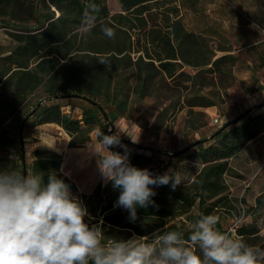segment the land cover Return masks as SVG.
I'll list each match as a JSON object with an SVG mask.
<instances>
[{
	"label": "trees",
	"instance_id": "trees-1",
	"mask_svg": "<svg viewBox=\"0 0 264 264\" xmlns=\"http://www.w3.org/2000/svg\"><path fill=\"white\" fill-rule=\"evenodd\" d=\"M168 1L118 0L121 11L112 14L107 0H0V28L8 29L13 42L7 52L0 48V151L5 153L0 156V170L42 176L44 184L55 173L87 208L89 226L102 228L106 244L124 232L151 241L158 232L178 231L187 240L193 227H187L186 221L193 225L218 207H229L224 181L232 173L229 160L264 133L262 105L256 114L246 111L225 123L184 156L165 154L166 164L159 150L136 146L142 152H131L127 148L129 163L153 175L167 172L173 159H188L200 166L185 187L173 191L170 185L154 186L156 194L146 207L137 206L135 221L130 220L128 210L116 206L120 190L111 182L96 185L89 194L79 193L62 172V157L47 147L33 149L26 162L21 145L24 126L55 124L69 136L68 147H80L93 136L98 140V131L113 135L115 122L126 114L129 96H134L131 104H143L148 97L156 102L160 86H154L155 78L196 85L204 72L219 80L233 76L236 58L231 54L216 57L207 40L183 28L177 8ZM89 3L96 4L99 13L95 24L86 29L83 21ZM103 27L112 28L114 38H108ZM101 59L107 63H100ZM186 67L198 71L191 75L184 71ZM132 79L136 83L130 91L126 84ZM71 98L80 109L78 117L65 112L59 103ZM212 105L209 101L201 104ZM261 203L258 198V209ZM191 207L196 211L188 215ZM216 228H221L219 222ZM258 233L253 224L235 230L248 245L264 248V236Z\"/></svg>",
	"mask_w": 264,
	"mask_h": 264
},
{
	"label": "rangeland",
	"instance_id": "rangeland-1",
	"mask_svg": "<svg viewBox=\"0 0 264 264\" xmlns=\"http://www.w3.org/2000/svg\"><path fill=\"white\" fill-rule=\"evenodd\" d=\"M168 2L177 8L179 18L186 29L193 30L199 37L207 36L211 46L215 47L219 40L228 45L230 54L238 62L233 70L231 68L235 76H225L223 80H219L217 76H201L202 84L194 85L192 82L193 85H189L180 79L167 81L164 78H155L154 86H160L159 99H156V102L151 97L143 104H131L134 96H129L126 114L115 122L111 132L116 134L119 131L121 144L131 152H142L137 150L136 146L159 150L163 153L160 155L163 164L168 161V155L180 152L184 156L186 150L193 148L198 142L208 140L212 133L225 123L235 120L246 111L248 115L256 114L264 105V97L244 99L243 94L244 85L260 87L259 79L264 82V69L257 68L259 62L257 58H253V52L250 51L256 46L264 49V43H260L259 37V32L264 28V0ZM107 6L112 14L121 11L118 0H107ZM255 22L260 27H257ZM214 33L216 36H211ZM12 46L8 29L1 28L0 48L7 52ZM248 58L255 60L253 64L246 65ZM135 83L134 79L128 80L126 89L128 87L131 91ZM223 86H226L227 90H224ZM205 101L213 105L208 108L188 107L191 103L201 105ZM59 103L63 105L62 109L73 117L80 115V109L74 99H63ZM108 130H111V127ZM92 138L80 147L70 148L69 136L56 125H27L22 127L21 131V145L26 162L30 161L29 155L33 149L39 146L47 147L62 157V172L71 177L78 192L86 194L96 185L101 184L104 187L108 183L98 169V157L93 155L89 148L90 143L98 142ZM110 150L124 155L125 148L114 146ZM4 154L0 151V156ZM172 161L175 163L167 166L166 171L176 167L181 173V186L184 187L200 169L197 163L188 159ZM229 167L232 173L224 177L228 187L226 204L229 207H218L213 214L219 218V231L237 237L235 230L238 227L253 224L259 229V236H264V134L250 142L237 157L229 160ZM258 198L262 200L259 209ZM195 211L196 208L191 207L187 214L192 215ZM186 226L191 228L193 225L186 221ZM133 236L124 232L119 238L126 240Z\"/></svg>",
	"mask_w": 264,
	"mask_h": 264
},
{
	"label": "clouds",
	"instance_id": "clouds-1",
	"mask_svg": "<svg viewBox=\"0 0 264 264\" xmlns=\"http://www.w3.org/2000/svg\"><path fill=\"white\" fill-rule=\"evenodd\" d=\"M99 8L88 4L84 26L90 29ZM108 38L112 28L103 27ZM100 63L106 64L105 59ZM98 142L89 144L105 182L120 194L116 206L137 218V206L146 207L156 193L153 187L170 185L174 191L182 184L179 171L153 175L129 163L119 131L113 135L97 133ZM125 148V154L111 151ZM87 208L75 197L70 185L55 173L42 176L0 170V264H264V248L250 246L242 237L217 230L219 218L209 214L194 224L188 239L178 231H165L130 239L104 242L102 228L85 221ZM198 249V252H197Z\"/></svg>",
	"mask_w": 264,
	"mask_h": 264
},
{
	"label": "crops",
	"instance_id": "crops-1",
	"mask_svg": "<svg viewBox=\"0 0 264 264\" xmlns=\"http://www.w3.org/2000/svg\"><path fill=\"white\" fill-rule=\"evenodd\" d=\"M256 23V22H255ZM256 26L257 27H260L259 25H258V23H256ZM183 28L186 30V31H190V32H192V33H194V34H196V35H198L196 32H194L193 30H189V29H186L184 26H183ZM264 31V28H262V30L259 32V37H260V43L262 42V43H264V40H263V36H262V32ZM211 36H216V33H214V34H211ZM201 37H203L205 40H207V38L204 36V35H201ZM209 39V38H208ZM207 42H208V40H207ZM209 43V45H210V47H211V49H213V50H215V53H216V57H220V56H222V55H225V54H230L231 52H230V48H229V46L228 45H225V44H223L222 42H220V40H219V42H216V46L214 47L213 45L211 46V43L210 42H208ZM224 48L225 49V51H219V49H221V48ZM250 51H251V53L253 54V58L254 59H256L257 58V60H258V62H259V65L257 66V68L259 67V68H261L260 70H262V69H264V49H260L259 48V46H256V47H254V48H251L250 49ZM246 53V52H245ZM248 53H250V52H248ZM232 55V54H231ZM255 55H257V56H255ZM255 61V60H254ZM254 61H251V58H248V61L246 62V65H251V64H253V62ZM236 62H238V61H236ZM236 62H235V65H236ZM234 65V66H235ZM234 66L232 67V70L234 69ZM209 67V66H208ZM184 71L186 72V73H189V74H191V75H193V74H195L197 71H198V69H194V68H191V67H186V68H184ZM231 74H232V71H231ZM233 76H235V74L233 73L232 74ZM203 76H214V74H211V73H208V72H204L203 73ZM264 76V75H263ZM245 79V78H244ZM247 79V78H246ZM263 79H264V77H263ZM259 84H260V87L259 86H255V87H253L252 85L251 86H249V85H244L245 86V90H244V99H249V98H251V99H253V97H264V82L262 81V79H259V82H258ZM224 87V86H223ZM223 90V89H222ZM225 90H227V87L225 86ZM224 91V90H223ZM148 99H150V97H148L147 99H145L144 101H146V100H148ZM188 107H190V108H192V107H202L200 104H194V103H191L190 104V106H188ZM208 108V107H207ZM47 125H50V124H47ZM52 125H55V124H52ZM57 126V125H56ZM57 127H59V126H57ZM60 128V127H59ZM61 129V128H60ZM264 133H262L261 135H263ZM260 135V136H261ZM260 136H258V137H260ZM95 139H96V137L95 136H93ZM257 137V138H258ZM257 138H255V139H257ZM93 138H91V140H92ZM254 139V140H255ZM70 140V139H69ZM90 140V141H91ZM97 140V139H96ZM254 140H252V141H254ZM252 141H250V142H252ZM249 142V143H250ZM248 143V144H249ZM247 144V145H248ZM246 145V146H247ZM246 146H245V148H246ZM244 148V149H245ZM243 149V150H244ZM242 150V151H243ZM63 165V164H62ZM65 175H67V174H65ZM70 179H71V177L69 176V175H67ZM72 180V179H71ZM73 181V180H72ZM74 182V181H73ZM94 188V187H93ZM93 188H92V190H93ZM91 190V191H92ZM90 191V192H91ZM79 193H82V192H79ZM86 194V193H85Z\"/></svg>",
	"mask_w": 264,
	"mask_h": 264
},
{
	"label": "built area",
	"instance_id": "built-area-1",
	"mask_svg": "<svg viewBox=\"0 0 264 264\" xmlns=\"http://www.w3.org/2000/svg\"><path fill=\"white\" fill-rule=\"evenodd\" d=\"M0 31H1V28H0ZM262 36H263V40H264V31L262 32ZM215 122H218L217 119H214Z\"/></svg>",
	"mask_w": 264,
	"mask_h": 264
},
{
	"label": "water",
	"instance_id": "water-1",
	"mask_svg": "<svg viewBox=\"0 0 264 264\" xmlns=\"http://www.w3.org/2000/svg\"><path fill=\"white\" fill-rule=\"evenodd\" d=\"M43 101H44V100H43ZM43 101H42V102H43ZM42 102H41V103H42ZM23 164H24V161H23ZM24 174H25V173H24Z\"/></svg>",
	"mask_w": 264,
	"mask_h": 264
}]
</instances>
